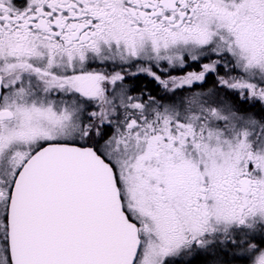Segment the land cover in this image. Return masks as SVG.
<instances>
[{
    "label": "snow or ice",
    "instance_id": "obj_1",
    "mask_svg": "<svg viewBox=\"0 0 264 264\" xmlns=\"http://www.w3.org/2000/svg\"><path fill=\"white\" fill-rule=\"evenodd\" d=\"M0 264H264V0H0Z\"/></svg>",
    "mask_w": 264,
    "mask_h": 264
},
{
    "label": "flooded vegetation",
    "instance_id": "obj_2",
    "mask_svg": "<svg viewBox=\"0 0 264 264\" xmlns=\"http://www.w3.org/2000/svg\"><path fill=\"white\" fill-rule=\"evenodd\" d=\"M174 74H178V73H174Z\"/></svg>",
    "mask_w": 264,
    "mask_h": 264
}]
</instances>
